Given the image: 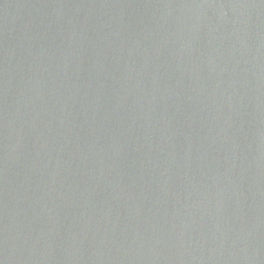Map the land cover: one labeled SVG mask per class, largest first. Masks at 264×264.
I'll return each mask as SVG.
<instances>
[{
    "label": "water",
    "instance_id": "95a60500",
    "mask_svg": "<svg viewBox=\"0 0 264 264\" xmlns=\"http://www.w3.org/2000/svg\"><path fill=\"white\" fill-rule=\"evenodd\" d=\"M0 264H264V0H0Z\"/></svg>",
    "mask_w": 264,
    "mask_h": 264
}]
</instances>
